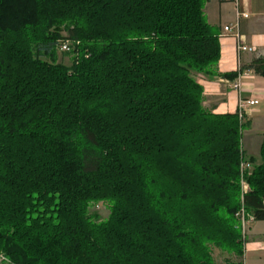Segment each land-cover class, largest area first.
I'll use <instances>...</instances> for the list:
<instances>
[{"label":"trees","instance_id":"16d2710c","mask_svg":"<svg viewBox=\"0 0 264 264\" xmlns=\"http://www.w3.org/2000/svg\"><path fill=\"white\" fill-rule=\"evenodd\" d=\"M202 6L0 0V254L11 264H215L209 243L242 253L243 124L204 108L190 73L220 55ZM62 26L80 42L70 65L56 58ZM244 68L264 77V55ZM249 160L241 199L264 221V133ZM98 202L104 219L90 212Z\"/></svg>","mask_w":264,"mask_h":264},{"label":"crops","instance_id":"0c3cea01","mask_svg":"<svg viewBox=\"0 0 264 264\" xmlns=\"http://www.w3.org/2000/svg\"><path fill=\"white\" fill-rule=\"evenodd\" d=\"M237 1V4L235 0L205 1L207 22L214 27L217 34L221 33L223 36L219 38L220 56L215 68L212 69V73L209 75L196 74L194 77L203 88V105L213 112L234 113L237 110L239 98H249L257 94L258 104L246 115V120L249 121L248 124L252 130L255 124L264 125V77L256 74L252 69L244 68L241 70V68L249 65L252 59L264 55V29L258 28L259 25L264 24V8L258 12L252 11L254 9L252 0ZM237 7L240 11L248 14L246 18H240L238 32L243 43L246 46L254 47L255 52H239L237 49L239 39L223 32V26L235 22ZM238 70L248 72L241 76L242 91L233 89L231 86L237 76L233 79L224 77L230 72H236L238 75L240 73ZM258 105L260 107H257ZM251 118H254L253 121ZM258 130L261 133L264 132L263 128ZM247 140H249L250 145L255 143H253L254 139L251 134ZM250 155L254 156L253 153Z\"/></svg>","mask_w":264,"mask_h":264},{"label":"rangeland","instance_id":"374dc122","mask_svg":"<svg viewBox=\"0 0 264 264\" xmlns=\"http://www.w3.org/2000/svg\"><path fill=\"white\" fill-rule=\"evenodd\" d=\"M205 1L206 0H203L202 11H203L204 18L207 21L206 16H205V13L207 12V9H205V6H204ZM252 2L254 3V9L252 11L258 12L264 8V0H252ZM251 15L253 16L254 14H251ZM258 28L264 29V24L259 25ZM61 35L62 37L58 39V40H61L60 41L61 43L56 46V58L58 62L61 61L65 65H70L73 58L76 57L75 56L76 54H74L73 52V48H75V46L80 44V42L78 40L72 41L71 39H69L67 37V33L64 30V28L61 30ZM222 36L223 35L221 33L218 34V38H221ZM63 43L65 44L66 47H62ZM216 64L217 62L213 63L212 66L209 67L208 71L191 70L190 73L194 79H195L194 76L196 74L209 75L212 73L213 71L212 69L215 68ZM224 77L228 78L226 76ZM203 99H204V96H203V88H202V94H201L202 106L214 114H225V113L213 112L212 110L205 107L203 105ZM257 107H260V105H258ZM236 112L238 114L237 110ZM227 113H230V112H227ZM251 119L253 121L254 118H251ZM239 120H240V123L243 124L240 128V134H241L240 161L241 159H243L250 163V167H248V170H246L244 174V182H245L246 187H244V183L240 177V172H239V178H238L240 206L235 213V217H236V228L239 230V233H240L242 253L238 255L236 252L231 251L227 248L218 247L214 244L209 243L210 255L215 264L236 263L238 261H241L242 264H264V221H255L253 214L245 210L243 203H242V199H241L242 198L241 194L245 193V191L250 190V185H248L249 183L247 182L246 178L248 175L251 174V170L253 169L254 164H252L249 158L254 157L257 161H259V149L262 143L264 132L261 133L259 132L258 129H262V128L264 129V125L255 124L252 130H250L251 126L250 124H248L249 121L246 120V116L242 119L239 118ZM249 134L253 136V139H254L253 143L255 142L253 145H250L249 140H247L249 138ZM251 153H253L254 156L250 155ZM239 165H240V162H239ZM90 212L97 215L99 219H104L107 217L109 210L105 202H98L90 206ZM0 264H11V263L9 259H6L4 256H2V254H0Z\"/></svg>","mask_w":264,"mask_h":264},{"label":"built area","instance_id":"2783aa9c","mask_svg":"<svg viewBox=\"0 0 264 264\" xmlns=\"http://www.w3.org/2000/svg\"><path fill=\"white\" fill-rule=\"evenodd\" d=\"M237 0H235L236 2ZM237 4V2H236ZM248 16V14L246 12H242L238 9V7L236 8V14H235V22L233 24L230 25H225L223 26V32L225 34H231L235 37H237L239 39V44L237 45V49L239 52H254L255 48L251 47V46H246L243 43V40L241 39V36L238 32V26H239V20L240 18H246ZM62 47H66L65 44L63 43ZM246 73H248L247 71H241L238 75H237V79L235 81L232 82L231 86L233 89H236L238 91H242L243 90V85L241 82V76L245 75ZM259 100H258V96L256 94V96H252L249 98H245V97H241L238 100V106H237V111H238V116L240 119L244 118L247 114H249V112L254 108V106H256L258 104ZM248 167H250V163L241 159L240 161V165H239V172H240V177L244 183V187H246L245 182H244V174L246 172V170H248ZM246 192V191H245Z\"/></svg>","mask_w":264,"mask_h":264},{"label":"bare ground","instance_id":"6f19581e","mask_svg":"<svg viewBox=\"0 0 264 264\" xmlns=\"http://www.w3.org/2000/svg\"><path fill=\"white\" fill-rule=\"evenodd\" d=\"M234 22V21H233ZM223 33V32H222ZM239 71V70H238ZM240 72V71H239ZM249 185V184H248ZM238 215V214H237ZM244 229V228H243ZM244 234V233H243ZM244 236V235H243Z\"/></svg>","mask_w":264,"mask_h":264}]
</instances>
